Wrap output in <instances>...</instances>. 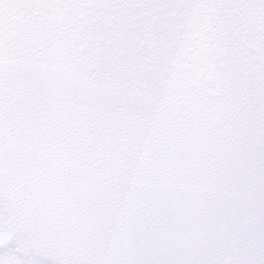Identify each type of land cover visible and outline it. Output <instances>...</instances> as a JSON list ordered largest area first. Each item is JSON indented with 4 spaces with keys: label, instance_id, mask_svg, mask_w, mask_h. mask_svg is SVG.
Listing matches in <instances>:
<instances>
[{
    "label": "snow or ice",
    "instance_id": "1",
    "mask_svg": "<svg viewBox=\"0 0 264 264\" xmlns=\"http://www.w3.org/2000/svg\"><path fill=\"white\" fill-rule=\"evenodd\" d=\"M0 264H264V0H0Z\"/></svg>",
    "mask_w": 264,
    "mask_h": 264
}]
</instances>
